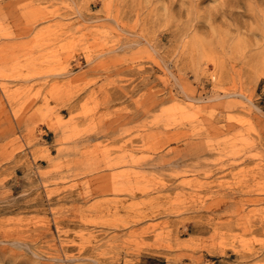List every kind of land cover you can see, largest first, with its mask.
Masks as SVG:
<instances>
[{
    "label": "rangeland",
    "instance_id": "374dc122",
    "mask_svg": "<svg viewBox=\"0 0 264 264\" xmlns=\"http://www.w3.org/2000/svg\"><path fill=\"white\" fill-rule=\"evenodd\" d=\"M0 264H264V0H0Z\"/></svg>",
    "mask_w": 264,
    "mask_h": 264
}]
</instances>
